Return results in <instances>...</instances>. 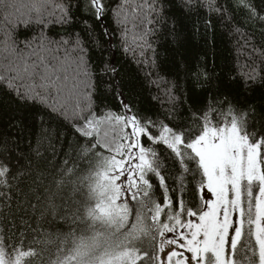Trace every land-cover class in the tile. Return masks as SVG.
<instances>
[{
	"label": "snow or ice",
	"instance_id": "1",
	"mask_svg": "<svg viewBox=\"0 0 264 264\" xmlns=\"http://www.w3.org/2000/svg\"><path fill=\"white\" fill-rule=\"evenodd\" d=\"M241 5L250 7L245 0H33L21 16L17 5L0 0L8 25L0 89L49 118L70 120L76 133L50 184L40 178L55 165L39 146L27 159V175L35 177L28 192L12 183L25 172L0 160V264H264V115L257 127L255 108L229 95L191 96L190 86L200 89L210 78L206 68L185 63L183 76L174 74L154 46L169 11L207 8L231 22L229 9ZM109 17L115 29L105 23ZM52 24L64 29L59 39L45 32ZM31 25L38 34L21 46L13 33ZM116 32L124 53L148 66L146 82L163 92L162 111L128 101L118 70L103 56L106 43L115 48ZM252 52L264 65V50ZM257 81L264 82V67L255 63L239 76L245 90ZM104 93H114L116 106L104 103ZM12 188L24 197L17 213H39L37 227L23 216L20 225L43 239L25 245L23 230L13 239ZM48 216L68 231L42 232Z\"/></svg>",
	"mask_w": 264,
	"mask_h": 264
},
{
	"label": "trees",
	"instance_id": "2",
	"mask_svg": "<svg viewBox=\"0 0 264 264\" xmlns=\"http://www.w3.org/2000/svg\"><path fill=\"white\" fill-rule=\"evenodd\" d=\"M9 4L17 5L19 11L16 15H27L29 5L33 0H7ZM219 3H226L227 0H216ZM250 7L238 6L230 8L234 19L231 22L224 21L215 13H209L207 8H199L185 15L177 10L167 13V23L161 29L156 37V44L159 60L165 69H171L174 74L183 76L182 65L187 64L189 68L200 64L206 68L210 78L203 83L200 89H191L190 95L198 97L202 100L211 91L214 94L229 95L242 108L249 106L255 108L256 115L253 117L257 127L261 123V116L264 115V82L257 81L249 89L245 90L239 86L240 74L249 71L253 63L257 69L264 67L261 64L259 52L253 53L252 48L264 50V0H245ZM254 10V15L252 14ZM8 12H14V9H8ZM6 11L0 8V41L3 40L5 28L8 26L4 16ZM12 17H10L11 19ZM211 20V25L206 26V21ZM105 23L110 29L117 26L109 17ZM239 28L241 31L236 32L234 29ZM77 26L76 31H79ZM39 29L35 25L28 28L20 26L13 33L21 42L31 39L38 34ZM99 31V27H97ZM45 32L56 39L59 34L64 33V29L59 25L52 24L45 29ZM247 41V43H246ZM114 49H109L105 44L103 56L114 63L119 72L117 78L123 87V91L130 103L137 108L149 113L162 111L161 103L163 101V92L153 85L146 82V73L149 68L146 64H140L131 52L125 54L120 47L119 33L116 32L112 38ZM3 60V44L0 42V63ZM72 69H69L71 74ZM231 77H236L232 80ZM171 78V77H170ZM106 83L115 86V80L110 77L105 78ZM156 95L161 96V101L154 100ZM104 103L109 106H116L117 101L114 93H104ZM100 101L97 100V104ZM44 116L42 122L40 117ZM76 138L71 121L63 119L49 118L44 112L39 111L38 107H31L19 104L15 98L0 89V160L11 161L12 165H16L25 175L20 177L19 181H12L16 187L28 192V184L35 178L27 175V169L24 167L27 159L35 157V150L39 146V150L44 154L47 160H51L55 167L48 169L45 176L41 177L42 184H50L53 177L59 179L58 173L60 166L65 159V153L69 151L67 145ZM40 142L39 145L37 142ZM51 144V147L49 146ZM54 149V152H53ZM19 157V163L15 158ZM83 168V162H79ZM74 179V177H73ZM68 185H65L62 195L67 192ZM0 190H5L0 188ZM13 195L12 212L17 224L14 229L15 236L13 239L19 238V231H26L24 243L27 245L34 238L43 239L36 236L31 231L24 229L20 225V217L30 219L32 227H37L39 213L23 212L17 213L16 201L23 202L24 197L19 195L15 188L8 189ZM32 203H36L32 196H29ZM60 201L58 200L57 203ZM8 212V209H4ZM41 223V230L49 233H66L68 225L53 222L51 216L46 217ZM11 224L9 223V228ZM54 240V237H53ZM58 241L49 243L47 247L54 250ZM41 247V245H33ZM55 259V255L51 257Z\"/></svg>",
	"mask_w": 264,
	"mask_h": 264
}]
</instances>
